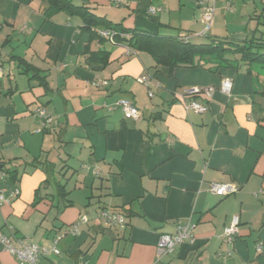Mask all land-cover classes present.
I'll list each match as a JSON object with an SVG mask.
<instances>
[{
  "label": "crops",
  "instance_id": "1",
  "mask_svg": "<svg viewBox=\"0 0 264 264\" xmlns=\"http://www.w3.org/2000/svg\"><path fill=\"white\" fill-rule=\"evenodd\" d=\"M72 1L111 22L186 34L196 43L211 36L264 39V0H214L208 28L196 0ZM44 7L40 0H0V60L8 68L5 75L0 67V193L8 200L0 204V231L51 247L54 235L97 198V210L125 215L124 229L90 219L78 234L63 236L59 253L48 252L40 264H264V64L226 54L231 61L217 69H170L156 66L146 52L127 55L124 45L107 40L89 43L91 50H107V61L96 54L86 58L79 17L62 11L48 17ZM224 78L229 93L220 89ZM194 86L214 90L210 97H179ZM123 97L139 110L138 119L113 107ZM191 100L207 110H187L184 103ZM38 106L52 116L51 125L42 127L32 115ZM84 163L90 169L82 170ZM6 169H16V178L9 179ZM70 180L83 197L69 198ZM58 182L69 191L70 206L63 208ZM211 182L237 190L218 196L208 190ZM36 189L41 199L32 205ZM236 214L238 233L225 256L219 236ZM186 220L193 224L192 240L159 252V234ZM0 264H17L1 241Z\"/></svg>",
  "mask_w": 264,
  "mask_h": 264
},
{
  "label": "trees",
  "instance_id": "2",
  "mask_svg": "<svg viewBox=\"0 0 264 264\" xmlns=\"http://www.w3.org/2000/svg\"><path fill=\"white\" fill-rule=\"evenodd\" d=\"M40 1L45 4L43 12L48 17L60 11L71 17H79L81 22L79 25L80 38L86 42L85 51L88 52L86 58L91 54H96L101 61H107L109 52L100 47L91 50L89 43L93 40L99 43L107 40L98 33V30L110 29L114 32L113 41L115 44L124 45L135 53H148L156 66L172 69L177 66L193 67L210 64L208 68L217 69L223 63L231 61L226 54L236 55L234 61H241L247 65L252 62L264 64V39L262 37L234 41L211 36L208 38V42L196 43L188 40L186 34L165 36L143 29L126 27L122 21L111 22L104 15L95 13L92 7L87 4H75L72 0ZM18 64L23 68V72H29V64L25 61L18 60ZM34 76H38V74L36 73ZM41 78L44 79V77ZM4 171L8 174L9 179L16 178V169ZM56 187L58 195L65 202L63 208L70 206L71 201L66 198L69 191L65 189V185L58 182ZM38 190H35L32 205H36L41 199L38 196Z\"/></svg>",
  "mask_w": 264,
  "mask_h": 264
},
{
  "label": "built area",
  "instance_id": "3",
  "mask_svg": "<svg viewBox=\"0 0 264 264\" xmlns=\"http://www.w3.org/2000/svg\"><path fill=\"white\" fill-rule=\"evenodd\" d=\"M196 4L200 7L202 11V21L208 28L211 25L214 16V0H196ZM161 10V8H150V12H155ZM98 33L109 42L114 43L113 35L114 32L110 29L98 30ZM132 50L126 47V54H130ZM138 81L144 85H148L149 79L146 76H141ZM98 84H106V80L98 81ZM231 88V83L229 79H223L220 85L222 92L229 93ZM214 87H191L184 90V93L179 97L184 99L187 95H198L199 93H204L207 97H210L213 92ZM149 96L152 95L151 92L148 93ZM187 110L203 113L207 110V105L205 103H199L195 100L184 103ZM113 107H118L124 118L138 119L140 116L139 110L134 106V104L128 98H120L114 104ZM112 108V107H111ZM32 115L38 119L42 127H47L53 122L52 116L46 111L43 106H38L32 111ZM94 166V165H93ZM90 163L82 164V170L90 169ZM96 172V171H95ZM208 190L218 196H225L234 193L237 187L232 183H209ZM15 193L17 191L15 190ZM4 201V197L0 194V202ZM90 218L83 214L78 218V221L64 226L60 231H58L52 238V246L46 247L34 243L29 240H25L22 237H15L10 234H4L0 231V241L2 243L3 249L12 254L17 264H40L39 260L42 256L48 252H53L55 254L59 253L56 247L57 242L65 235L71 234L76 235L79 233V225L86 223ZM94 220L99 221L109 228H114L116 230L124 229L126 226V217L122 212L113 210L111 208H100L96 211V216ZM239 215H233L230 222L226 225L220 234V241L226 245L225 256H229L231 253V246L234 239L238 233L239 225ZM193 224L189 221H177L175 224V230L172 233H161L157 239V249L159 252H171L176 246L182 244L186 240H192L193 238ZM256 250L261 252V243L256 244Z\"/></svg>",
  "mask_w": 264,
  "mask_h": 264
},
{
  "label": "rangeland",
  "instance_id": "4",
  "mask_svg": "<svg viewBox=\"0 0 264 264\" xmlns=\"http://www.w3.org/2000/svg\"><path fill=\"white\" fill-rule=\"evenodd\" d=\"M133 53H135L134 51H131L130 52V54H133ZM130 54H128V55H130ZM0 67L2 68V70L5 72V75L6 74H8V68L7 67H5L4 66V63L3 62H1V60H0ZM141 77V76H140ZM139 77V78H140ZM224 79H228V78H224ZM195 87V86H194ZM152 92H154V90L152 91ZM124 98V97H123ZM157 98V96L155 97V99ZM154 99V100H155ZM153 102H155V101H153ZM77 157H76V159H74V161H73V159H71L70 160V164H71V166L74 168L77 164H78V154L76 155ZM71 171V170H70ZM69 171V172H70ZM74 180V179H73ZM73 180H70L69 181V184H68V188H72V189H70L71 190V195L69 196V198H71V199H74V200H76L77 198H80V197H83L85 194L82 192V191H80V190H78V187H76V188H73L74 186L72 185L73 184ZM80 189V188H79ZM15 190L17 191V193H15ZM1 194V193H0ZM19 194V189L16 187V188H14V191H13V195L14 196H17ZM4 197V196H3ZM8 200H6L5 199V197H4V201H2V202H0V204L1 203H3V202H7ZM91 202V204H90V207L87 209V211H86V215L90 218V219H94L95 218V216H96V210L99 208V207H97V198H92V200L90 201ZM25 239V238H24ZM25 240H27V239H25Z\"/></svg>",
  "mask_w": 264,
  "mask_h": 264
},
{
  "label": "water",
  "instance_id": "5",
  "mask_svg": "<svg viewBox=\"0 0 264 264\" xmlns=\"http://www.w3.org/2000/svg\"><path fill=\"white\" fill-rule=\"evenodd\" d=\"M109 232L108 231H106V234H108Z\"/></svg>",
  "mask_w": 264,
  "mask_h": 264
}]
</instances>
